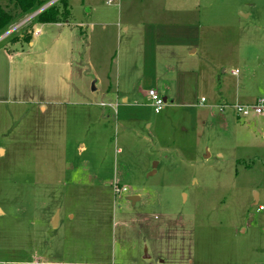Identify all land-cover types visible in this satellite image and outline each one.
I'll return each instance as SVG.
<instances>
[{
  "label": "rangeland",
  "instance_id": "obj_1",
  "mask_svg": "<svg viewBox=\"0 0 264 264\" xmlns=\"http://www.w3.org/2000/svg\"><path fill=\"white\" fill-rule=\"evenodd\" d=\"M68 2L0 30L34 42L0 72V264H264L258 118L211 109L262 89L264 0Z\"/></svg>",
  "mask_w": 264,
  "mask_h": 264
},
{
  "label": "crops",
  "instance_id": "obj_2",
  "mask_svg": "<svg viewBox=\"0 0 264 264\" xmlns=\"http://www.w3.org/2000/svg\"><path fill=\"white\" fill-rule=\"evenodd\" d=\"M68 1V0H67ZM50 2V1H49ZM48 2V3H49ZM69 3V2H68ZM70 5V4H69ZM240 13L244 16V17H249V16H251V12H244V11H241L240 10ZM66 23H69V22H66ZM54 24H56V25H58L59 27H62L61 25V23L59 22V23H54ZM38 28V27H37ZM41 31H40V33L38 34V35H35V36H37V37H39L40 36V34L42 33V27H40L39 28ZM126 30H127V28H126ZM10 33L9 32H7L6 34H4L3 36H1L0 37V43H2V42H4V41H6L7 39H8V35H9ZM6 36H8V37H6ZM19 38V40L18 41H15V43L14 42H12V43H10V42H6L5 43V45L4 46H2L1 48H0V72L2 71V69L5 67V64L7 63L8 65H9V68H10V74L12 73V71H13V69H15V65H16V58H17V56L19 57L21 54H22V52L23 51H21V50H19V52H16L15 54H13V50H14V47L13 46H15V44H16V48H18V47H23L22 46V42H24V39L23 38H25V34H22L21 36H19L18 37ZM33 40H31L30 39V41H28V44L30 45V46H34V42H32ZM55 47V44L54 45H52V47ZM13 49V50H12ZM12 50V51H11ZM193 51V50H192ZM16 54H17V56H16ZM7 61V62H6ZM234 72V70L232 71V74L233 75H236V74H234L233 73ZM2 76H1V73H0V87H1V84H2ZM261 86H262V89L260 90V91H258V93H256L253 97H250V96H252V94L250 93V92H246V94H245V96H242L241 95V92H240V94H239V97H238V99H235V101H230V99L228 98L227 100H226V102L225 103H229V104H233L234 102H236V101H240V99L242 98V99H244L246 102H247V104H250L249 102H251L253 99L254 100H258L259 98H261V97H264V78H263V81H262V84H261ZM249 95V96H248ZM247 97H249V98H247ZM167 98V97H166ZM168 100V99H167ZM55 100H50V102H54ZM173 102H174V99H173ZM231 102V103H230ZM43 110L45 109V106H42L41 107ZM255 116L258 118L257 120H254V122H253V125L252 126H247V128L249 129V131L247 132V134L245 135V137H244V142L242 143L243 145H242V147H244V148H246V149H249V150H251V149H260V148H264V140L261 142L260 141V143L258 142V139H257V129H256V126L257 125H259V126H262V132H261V135L263 136V139H264V114L263 115H256L255 114ZM238 118H240V117H238ZM242 140V139H241ZM1 150H4V149H1ZM221 156V155H220ZM239 161V160H238ZM128 198H129V196H128ZM260 202V194L259 193H256V200L252 203L253 205H256V204H258ZM56 222V223H55ZM59 222H60V213L59 212H56L55 213V215H54V217L52 218V223L54 224V225H56V224H58V226H59ZM150 258V256L149 255H145L144 256V259L145 260H148ZM160 263H162V264H164V261H160Z\"/></svg>",
  "mask_w": 264,
  "mask_h": 264
},
{
  "label": "trees",
  "instance_id": "obj_3",
  "mask_svg": "<svg viewBox=\"0 0 264 264\" xmlns=\"http://www.w3.org/2000/svg\"><path fill=\"white\" fill-rule=\"evenodd\" d=\"M60 1L61 6H57ZM43 11L38 13L34 18L44 23H59L66 18L71 12L67 0H58ZM48 2L41 0H10L5 6L0 5V30H9L18 20L33 14ZM24 41H30L31 35L25 34Z\"/></svg>",
  "mask_w": 264,
  "mask_h": 264
},
{
  "label": "built area",
  "instance_id": "obj_4",
  "mask_svg": "<svg viewBox=\"0 0 264 264\" xmlns=\"http://www.w3.org/2000/svg\"><path fill=\"white\" fill-rule=\"evenodd\" d=\"M111 1V0H110ZM35 17V16H34ZM33 18V17H32ZM40 29L36 28L35 35H38L40 33ZM10 33V32H9ZM234 74H237L236 71L233 72ZM148 99L153 103L155 111L158 113L163 110L166 102L165 100L158 94L156 90H150L148 92ZM206 103V100L203 98L200 101V104L203 105ZM219 109L221 112H224L227 108H234L238 114V116L248 117L252 113L256 115H263L264 114V97L259 98L255 103L251 104H222V105H216L211 106V109ZM116 193H126L128 192L127 188L124 186H120L119 184H116ZM260 209H263V207H260Z\"/></svg>",
  "mask_w": 264,
  "mask_h": 264
},
{
  "label": "water",
  "instance_id": "obj_5",
  "mask_svg": "<svg viewBox=\"0 0 264 264\" xmlns=\"http://www.w3.org/2000/svg\"><path fill=\"white\" fill-rule=\"evenodd\" d=\"M53 2H54V1H52V2H50V3H48V4H46V5H45L44 7H42V8H40L37 12H35V13L33 14V17L36 16V15H37L38 13H40L41 11H43V10H44L45 8H47L48 6H50L51 4H53ZM163 99L165 100V102L168 101L166 97H164ZM171 102H173V100H172ZM1 151H2V150H1ZM128 199L131 200L133 203H135L136 200H137L138 198H137L136 196H130Z\"/></svg>",
  "mask_w": 264,
  "mask_h": 264
}]
</instances>
